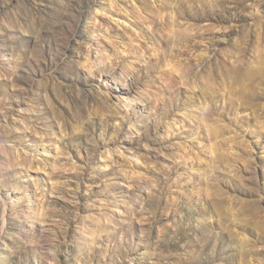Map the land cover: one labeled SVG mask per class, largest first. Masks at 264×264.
<instances>
[{
    "label": "rangeland",
    "instance_id": "rangeland-1",
    "mask_svg": "<svg viewBox=\"0 0 264 264\" xmlns=\"http://www.w3.org/2000/svg\"><path fill=\"white\" fill-rule=\"evenodd\" d=\"M0 219V264H264V0H0Z\"/></svg>",
    "mask_w": 264,
    "mask_h": 264
},
{
    "label": "bare ground",
    "instance_id": "bare-ground-1",
    "mask_svg": "<svg viewBox=\"0 0 264 264\" xmlns=\"http://www.w3.org/2000/svg\"><path fill=\"white\" fill-rule=\"evenodd\" d=\"M197 36H198V34L194 35V37H197ZM186 37H189L190 39H192L193 36L189 35V36H186ZM215 61H216V59H215ZM0 220H2V219H0Z\"/></svg>",
    "mask_w": 264,
    "mask_h": 264
}]
</instances>
